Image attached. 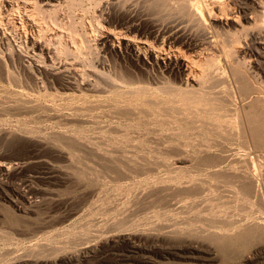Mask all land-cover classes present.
Listing matches in <instances>:
<instances>
[{
    "label": "bare ground",
    "instance_id": "obj_1",
    "mask_svg": "<svg viewBox=\"0 0 264 264\" xmlns=\"http://www.w3.org/2000/svg\"><path fill=\"white\" fill-rule=\"evenodd\" d=\"M0 1L2 4L0 5V111L3 115L2 118L5 116V118L7 117V119L10 121L13 120L15 122H20L21 119L19 118L21 117L22 120L26 121V123H34L38 120L42 121L41 119L45 118L49 119L52 117H59L60 119V117H62V113H65L64 111H66L72 118H75V121L76 119H79V122L81 120L83 122H88L89 120L87 119L93 120V118L95 119L97 117L96 111H99L103 108L102 112H105L106 109L104 111V107H106L107 105V109L109 107L112 108L115 106L117 108L115 107L113 109H118L117 105H121L123 107L119 108L122 109V112L129 111V106L134 102V100L132 99L131 100L133 102L128 101L127 97L129 96L137 95L142 97V95L145 96L148 94L152 95L157 93H166L171 94L175 97L174 99H177V101L181 103L183 107L178 108L181 109L182 112L188 114L191 113L193 116H190V118H196L194 119L193 123L199 121L200 123H202L200 125L209 127V129H207L206 127L207 131L210 130L212 134H214L218 138H223V140L225 141L231 139L233 137L232 134H236V130H234L236 124L233 123V126L231 120L228 119L231 116L230 112H232L233 109L229 108V105L231 103V98L229 96L231 94L229 88L225 87L227 86V83L225 84L223 82L225 78V82H228L229 85L232 84L236 87L235 89H237V92L246 103H244L245 107L247 106L248 108L247 111L246 109L244 111L246 112L245 121L242 120V122H245L244 127L242 128L243 125L241 123L239 124L242 126H239V124L236 125L239 126V128L241 127L239 136H241V138L243 139V141L240 139L243 143H240L244 145L242 147L245 149V151H252L255 154V158H261L264 161V0H162L165 3V8L167 7L168 9H170L169 11H177L178 15H181L178 20H175V18H177L175 15L174 20H172L173 18H171V20L169 18L170 21H167L166 19L165 21L167 22L164 21L165 23L152 22L151 25L148 26V28L144 27V29L140 27L142 23H139L140 25L136 24L139 21H137L136 23L128 24V21L126 20L127 22H125L127 24H122L120 23V20V25L122 24L124 25V27H112L103 30L100 36V40L98 43L99 47L97 46V50L88 47V51H84V49L82 50L83 47L79 44V41L75 40L76 38L73 39V44L71 47H69L68 44H63L61 41L62 37L57 33V31L55 33L52 30L54 32L52 33V38L47 37V33L51 32V29H53V27H63L61 25L62 21L60 20L61 9L64 6H67L69 9L74 11L77 6L82 5L84 0ZM110 5L112 6V4ZM121 6L123 8L122 4ZM207 15L209 18L206 17ZM251 23L255 25L256 29L258 30L257 32H253L254 30L252 28V30H249V28H247V24L249 25ZM20 26H23L22 28L25 29L30 28V30L32 31L34 29V33L32 32L33 35L29 34L31 36L29 38H26L27 41L25 40L26 44L25 46L23 45L24 48L20 44L21 49L19 48V46L15 47L16 45L14 46L13 43H11L12 41H9V37L10 39L12 37L11 35L8 36L7 33V30L9 28H15L16 30L19 29ZM66 29L67 28L65 27V30ZM9 32L11 34V31ZM77 36L79 37V35ZM108 53L112 54L113 56L115 55L121 56L123 58H130L139 66L140 71L120 73L121 71L119 72L118 69L116 70L115 66L113 65L114 63H112L111 61L108 62L109 60H106L108 59ZM62 58H65V60H63ZM218 58H223L227 67H229L230 75L227 74L229 75L228 78L227 76L223 77L222 73L220 72V67L215 64V59ZM254 60L256 62H254ZM53 79L61 80V82H58L61 83L66 89H69L70 91L72 90L73 93L71 92L70 94V91H68L69 94H65L66 91H64L65 93H62L60 89H62L63 87H60L59 90L61 93H59L58 88L54 89V86L52 85ZM223 83L225 84V86L221 89L219 85ZM183 86L185 88H183ZM219 87L220 89H217ZM189 88H195L197 89V91L189 90ZM53 89L55 92H51V90ZM243 101H241V103H243ZM129 102L131 103L128 104ZM158 103L160 104L161 102L159 101ZM144 105L147 104L145 103ZM234 105L235 104H233V106ZM137 106L139 105L137 104ZM239 107L240 109L243 108L241 106ZM146 108L145 111H147ZM131 109H133V111L135 110L133 107L130 108V111ZM113 112L114 114H116V112L119 111H112V114ZM120 113L118 115H120ZM102 115H105V113H102ZM123 115L126 116V114ZM242 115L244 117V114ZM197 116H200V118ZM68 117L63 118L68 119ZM113 117L116 118V115H114ZM127 118L126 120L130 119ZM179 120L175 119V121H182L183 123V120ZM184 120L187 123L188 119ZM91 122L92 121L88 123ZM191 122H189V124ZM63 123L65 124L64 121ZM179 125H181V127L179 128H183L181 122ZM189 127H192V125ZM103 128L104 127H102V129ZM192 128L194 129V127ZM89 131L90 130H88V132ZM165 131L167 132L168 130ZM233 131H235V133H233ZM112 132L116 133L114 131ZM127 133L130 134L129 129ZM192 135L193 134H191V136ZM49 137L52 138V135ZM109 138L110 137H108V139ZM113 138L115 137L113 136ZM116 138L119 139L118 137ZM100 142H98V144L96 142V144L100 145ZM130 142L131 141H129V143ZM235 142L237 141L235 140ZM115 143L116 142H114V144ZM156 143L157 142H155V144ZM229 143L230 142H228V144ZM69 144L70 143H68L67 145ZM76 144L77 143H75V145ZM84 144L85 143H83L82 145ZM88 144L90 143L88 142L87 145ZM118 144L119 143L117 142V145ZM209 144V149L213 148V146H210ZM95 145L93 146L94 148ZM135 146L131 147L134 148ZM227 146L226 148L223 146L224 148L222 147L221 149H219L220 154L216 153V155L212 154L211 151H207V147H205V152L202 151L205 155H200L201 153L197 150L196 152L200 154H183L185 156L178 158L177 161L173 163L174 165L177 164L176 169L179 170L182 169V166L180 167L181 164L189 163L191 165H195L196 171L199 173H203V175L206 177H202L204 179H196L194 176L190 175H173L171 174L172 170H168L167 165L169 164L167 163V165H164L165 161H168L166 160V158H162L157 155V157L152 156L153 158L155 157V159L151 161V159L153 158L151 157V159H149V156L146 157V154L141 153L143 150H141L138 146L134 148V150H138L139 148V150H141L140 153L144 154L145 156H137L138 154H140L139 151H137L138 153H136L137 155L135 156L127 154L126 151L125 153L121 151L123 153L120 155H113L109 153L111 150L114 151V154H116L117 152L115 153V151H117L116 149H118V147L115 150H108V152H106L105 154H98V152L94 154L95 152H92L93 148L91 147L90 152H92L93 155L89 154L90 157L86 156L82 158V154L81 156L79 154V156L81 157V159L79 158V162L82 164V169L81 167H78V169L82 170L81 174L86 178L92 176L95 177V180L107 184L111 192H116V194H112L114 196L113 199L108 197L107 204H109V206H105L103 210H100V212L102 211L101 213L104 215L100 222H96L95 219L92 218L88 219L87 222L84 221L86 222L85 224L83 222L81 223V226H86V228H83L80 232H75L76 228L73 227V225L70 226L68 223L69 226L67 225L65 228L63 227L64 229L61 230V234L66 233L68 235H76L73 239L78 240V242H82L84 240L90 239L91 237L85 236V234L91 235L92 233L99 235L100 238V235L106 236L107 234L111 235L112 233L118 234L120 232L128 231H139L142 233L149 232L151 233V236L152 232H156L158 235L153 236V239H150V242L145 240V238L144 240H141L140 238L137 239L131 237L130 235H126L125 237L120 239V237L118 236L114 237V234V236H112L110 239H107L109 240V247L112 250L120 253L118 255L120 256L119 258L129 264H147L151 262L152 254L160 256L162 260L164 259L166 261L178 262L179 264H190L191 260L197 259V256H194L195 252H198L199 250L202 251L200 246L201 244L199 243L201 241L204 243L208 242L210 245L216 246L222 251V255L225 258L232 259L231 256L239 257L240 262L238 264H264V233H262L263 229L261 230V228L264 227V222H261L263 220L262 210H264V162H261V164H259L258 161L260 160H257L256 163L259 164V167H257L259 168V170L256 172L251 170V167L249 166L250 161L246 159V162H249L246 163V165L243 163L244 165L242 164V166H234L232 164V161V163L229 162L231 156L229 152H231L232 150L228 151ZM77 147L80 146L78 145ZM86 148H88V146H86ZM108 148L113 147L109 146ZM123 148L124 147H122L121 149ZM96 149L100 148L98 147L93 150L96 151ZM129 150L130 149H128V153ZM85 151L86 150H84V152ZM104 151L105 149L103 150V152ZM157 151L158 150H156V153ZM159 151H161V149ZM118 152L121 153L120 150ZM149 152L151 151L149 150ZM165 153L168 152L166 151ZM225 153L230 154V156H228V154L226 155ZM157 154H159V152ZM236 156L239 158L238 155ZM56 159L55 161H57ZM160 160L161 162H159ZM241 161L244 162V160ZM239 162L237 164H241ZM229 163L232 165L230 166ZM76 164L78 165L79 163L77 162ZM162 167H167L164 173L165 175L168 174L169 176L167 175L166 179L163 178L159 181V177L156 176V173L157 171H159V169L161 170ZM186 167L188 166L185 165V168ZM74 169L76 170L75 167ZM184 171H186V169ZM163 175L162 177H165V175ZM191 175H193V173ZM146 176H153L154 180L149 179L152 180V182H149L147 181ZM211 180H216L219 184L212 185V183L210 182ZM158 182H164V184H158ZM88 186H90V184ZM0 189L2 188L0 187ZM220 189H222V192H225V195H222L218 192L221 191ZM98 190H95L93 192H96ZM16 192L19 193V191ZM81 192H83V190ZM87 192L88 190L86 191V193ZM30 193L32 194L33 192L30 191ZM95 195L97 196V194ZM95 195H93V197ZM85 197L86 200H89L92 196L89 197V199H87V195ZM224 198L226 201H228L226 202L227 204L233 203V205H230V207L238 204L236 206H240L241 208L243 206V208H245L243 210L239 208V210H236V212L235 210H233V212L231 211L230 214H228L230 210L229 212L225 210L228 213L219 210L220 216L216 217V221H209V219L211 218L207 216L206 217L208 220L205 221H200V218L194 221L192 219L189 220V216L191 214H195V211H199L197 207H202V205L214 201H219L218 203L220 204L223 203L222 199ZM234 203L236 204L234 205ZM207 207L209 206L207 205ZM254 207H258L259 209L254 210ZM203 208L205 209V207ZM217 209L218 207L215 210ZM74 212L76 211L74 210ZM85 212L87 213L86 210ZM92 212L93 211L91 209V215ZM205 212H208V210H206ZM95 214H97V212ZM72 215L74 216L73 213ZM81 215L83 216V214ZM196 215L198 216V214ZM93 216L96 215H94L93 213ZM215 216L213 215V217ZM178 218H182L183 221L179 222ZM198 222L200 223V225L195 226V224ZM70 224L73 223L70 222ZM83 224L85 226H83ZM180 225H184V227ZM60 228L62 229V227ZM53 233H55V235L57 234L55 231ZM82 235H84V237ZM142 235L144 234H141L140 236ZM161 237L162 239L164 238L163 241L160 239ZM92 238H95V236H92ZM96 241H99L98 238L95 240V242ZM36 242H34V244ZM106 242L107 241H105V243ZM100 243L105 244L103 241H101ZM86 244L82 243V245L85 246ZM88 244H91L89 243V240ZM96 244H98V242ZM87 246L89 247V245ZM252 246L260 247L255 250L254 253L251 252L253 253L251 255H242L247 249L249 250V248H251ZM35 247H37L38 250L39 246L35 245ZM88 247L87 249H89ZM210 247L208 250L211 251ZM231 247L233 248V252H231L230 254L229 248ZM202 248H204V246ZM15 250L16 249H14V251ZM17 250H19V248ZM248 252L250 253V251ZM73 256H75V254ZM115 256L116 254L114 255V257ZM80 257L78 256V258ZM228 262L226 261V263Z\"/></svg>",
    "mask_w": 264,
    "mask_h": 264
},
{
    "label": "rangeland",
    "instance_id": "obj_2",
    "mask_svg": "<svg viewBox=\"0 0 264 264\" xmlns=\"http://www.w3.org/2000/svg\"><path fill=\"white\" fill-rule=\"evenodd\" d=\"M119 1L120 0H96V1L95 0H90V1L84 0L82 5L77 6L74 9V11L69 9L67 6H64L60 11V16H61L60 20L62 21V22L61 21L60 22H61V25L63 27H60V28H57V27L54 28L53 27V29H51L52 28L51 27L50 28L51 32L47 33V35H48L47 37L52 38V33H54V32L56 33V31H57V33L59 35H61V37H62V39H61L62 43L65 45L68 44L69 47L72 46L73 39L76 38L75 40L79 41V44L83 47L82 50L84 49V51H88L89 50L88 47L89 48L91 47L92 49L94 48L95 50H97V48L99 47L98 43L100 40L101 33L103 30H105L107 28H112V27L113 28L114 27L122 28V27H124V25H122V24H125L127 21H128L127 22L128 24L136 23L137 21H139L136 24L140 25L142 23L140 27L144 29V27L148 28V26H150L152 22L165 23L167 21H170L171 18H173L172 20H174L175 15L177 17V18H175V20H178L179 17L181 16L180 14L178 15L177 11H174V10L169 11L170 9H168L167 7L165 8V6H164L165 3L162 0H121L120 3H119ZM126 1H127V4H126ZM130 1H132V2H130ZM110 4H112V6ZM121 4L123 5V8H122ZM0 5H2L1 1H0ZM69 10H71V11H69ZM116 12H117V14H116ZM171 12H173V13H171ZM116 15H117V17H116ZM206 17H208V15ZM169 18H170V20H169ZM166 19H167V21H165ZM114 20L116 21V23ZM133 20H134V22H133ZM119 21H120V23H122L121 25H120ZM209 21H210V19H209ZM113 25H115V26H113ZM96 26H98V27H96ZM22 27L23 26H20V28L16 29V30H15V28H9L7 30L8 36L11 35V37H12L11 39L9 37V41L10 42L12 41L11 43H13L14 46L16 45L15 47L19 46V48H20V44L24 48V46L26 44L25 40L27 41L26 38H29L34 33V29L32 31V30H30V28L25 29ZM65 27L68 29V31H67V29L65 30ZM247 28H249V30L252 28L254 30L253 32L258 31L256 29L255 25L252 23L249 25L247 24ZM27 29L30 30L31 32L28 31ZM55 29H59V30H55ZM19 30H21V31H19ZM62 30H64V31H62ZM9 31H11V34ZM27 31H28V33H27ZM70 32L71 33L74 32V33L71 34ZM95 32H98V33H95ZM26 33L28 36L26 35ZM16 34H17V36H16ZM29 34H31V35H29ZM72 35L74 38L72 37ZM77 35H79V37ZM25 36H27V37H25ZM13 37L15 38V40ZM85 39H87L88 42ZM80 40H81V42H80ZM107 58L108 59H106V60L107 61L109 60L108 62L111 61L112 63H114L113 65L115 66L116 70L118 69L119 72L121 71L120 73H124V72L130 73V72H139L140 71L139 66L128 57L123 58L121 56H115V55L113 56L112 54L108 53ZM62 59L65 60V58H62ZM254 62H256V61L254 60ZM215 64H217L220 67V70H221L220 72L222 73L223 77L227 76V78H228L230 75V72H229V67H227V65L225 63V60L223 58L215 59ZM227 74H229V75H227ZM56 79L52 80L53 81L52 85L54 86V89L58 88L59 93H61V92L63 93L64 91H66V93L65 92L64 93L69 94L68 91H70V90L66 89L65 87H63V85L61 83H59V82H61V80H56ZM223 82L225 84L227 83L226 84L227 86H225L224 83L220 84L219 86L221 87V89L224 86L228 87L230 90V94H231L229 96L231 98L230 99L231 103L229 105V108L233 109V111L230 112L231 116L228 119L231 120L233 126H234V124L238 125L239 123H241L243 126L240 124H239V126H242V128H243L245 125L244 121H245V113H246L244 111H245V109H246V111L248 110L247 106L245 107L246 103H245V101H243L240 94L237 92V89H235L236 87L234 85H232V84L229 85L228 82H225V78H224ZM60 87H63V88L60 89ZM220 87L217 89H220ZM183 88H185V87L183 86ZM54 89L51 90V92H53ZM59 89L61 90V92ZM189 90L197 91V89H195V88H193V89L189 88ZM231 90L234 92H232ZM71 92L73 93L72 90L70 91V94H71ZM188 92H192V91H188ZM139 97L140 96H137V95L127 97L128 101L134 100V102L132 101L133 103H131V102L128 103V104L131 103V105L129 107L130 108L133 107L135 109L134 111H133V109H131V111H130V108H129V111H123L122 112L121 108L123 106H121V105H117L118 109H113L116 106L112 107V108L109 107L110 109L109 108L107 109V106H108L107 105L106 107H104V111L106 109L105 112H102L103 108L99 111H96L97 112L96 113L97 114V117H96L97 120H96V118L95 119L93 118V120L87 119V120H89L88 122L92 121L91 123H88L86 120L85 121L87 123L83 122L82 120L80 121L81 122L80 123L78 121L79 119H76V121H75V118H72L70 116V114L66 111H64L65 113H62V117H60V119H59V117L58 118L52 117V118H49L50 120L45 118V119H41L42 121L38 120V121H35L34 123L33 122L26 123V121L22 120V118L20 117L19 119L22 120V122L20 120L21 123L15 122L13 120H11L12 121L11 122L10 120L7 119V117L5 118V116L3 117L5 119H3L2 118L3 115L1 114L2 112L0 111V187L2 188V189H0V264H72V263H74V264H129V263L124 262L121 258H119L120 256H118V255L120 253H118L115 250H112L109 247L110 244H109V240H107V239H110L112 236H114V234H115L114 237L118 236V237H120V239H122L126 235H130L131 237H134L137 239L140 238L141 240H144V238H145V240L150 242L153 239V236L158 235L156 232L155 233L152 232V236H151V233H149V232L142 233L139 231H135V232L132 231L133 232L132 233L131 231H128V232H120L118 234L117 233H112L111 235L107 234L106 236L100 235V238H99V235H96L95 233H92L91 235L85 234V236H91L90 239H88L89 243H91V244L93 243L91 245V244H88V240H84L85 242L84 241L78 242V240L73 239V238H75L76 235H71V234L68 235L66 233L61 234V230H63L68 225V223L70 226L73 225V227L76 228L75 232H80L83 228H86V226L84 224L88 221V219L92 218V219H95L96 222H98V221L100 222L102 220V218L104 217V215L101 213L102 211L100 212V210H103L105 208V206L108 207L109 206V204H107L108 197L113 199L114 196L112 194H114V193L116 194V192H114V193L111 192V190H110V188H108L109 186L107 184H105L101 181L95 180V177L89 176V178H86L85 176H83L81 174L82 164L79 162L81 159V157H80L81 154H82V158L86 157V156L90 157L89 154L93 155L94 152H95L94 154H96L97 152H98V154H100V153L105 154L106 152H108V150H110V149L115 150L118 147L120 152L123 151L125 153V151H126L127 154H129V155L131 154V156H133V155L135 156V155H137L136 153H138L137 151H139V153H140V151L143 150L144 152L142 151L141 153H145L146 157L149 156L148 157L149 159H151L152 156L157 157V155L162 157V158H166V160H168V161H165L164 165L165 164L167 165V163L169 164V165H167V167H168V170H170V171L172 170L171 174H173V175L174 174L190 175V176H194L196 179H200V178L204 179L202 177H205V176L203 175V173H199L196 171L195 165H191L188 163L190 165V167H189V165L187 163L181 164L180 167L182 166L181 167L182 169L179 170V169H176L177 164L174 165L173 163H175V161H177L178 158L185 156L187 154H190V153L195 154V155H198L201 153L200 155H205L202 151L205 152L206 149H207V151H211V153L214 155H216V153L220 154L219 149H221L223 146L226 148L227 145H228L227 150L228 151L232 150L229 153L233 157H231L230 154H228V153H225V154L226 155L228 154V156H230L229 162L230 163L233 162L232 164L234 166H242L243 163L246 165V163H249L248 161L246 162V160H249L250 163L255 160L253 163H251V165L249 163V166L251 167L252 171L256 172L259 170V168H257V167H259V164H261V162H264L261 158H255V154L252 151H248V150L245 151V149L242 147V146H244L242 144L243 139L241 138V136H239V132H240L241 127L239 128V126L235 125L234 130H236V134H232L233 139L231 138L229 140L224 141L223 138H220V137L218 138L217 136L212 134L210 130L207 131V129H209V127L206 126L207 127V129H206V127H204L205 125L204 126L200 125L202 123H200L199 121H196L195 123H193L194 119H196V118L195 117L190 118V116H193L191 113L188 114V113L182 112V110L179 108H181L183 106L181 105V103L179 101H177V99H174L175 97L172 96L171 94L157 93V94H152V95L148 94L145 96L142 95V97H140L141 100ZM166 99H167V101H166ZM240 99H242V100H240ZM150 101H152L153 103ZM159 101L161 102L160 104L158 103ZM163 101H164V104H163ZM241 101H243V103H241ZM140 102H141V104H140ZM154 102H156V103H154ZM135 103H136V106H135ZM145 103L147 105H144ZM137 104L139 106H137ZM153 104H154V106H153ZM233 104H235V105L233 106ZM237 105H238V107H237ZM239 106L243 107L242 108L243 111H242V109H240ZM119 107H121V108H119ZM146 107H148V108H146ZM145 108L147 109V111H145ZM171 109H172V111H171ZM239 109H240V112H239ZM112 111H119V112H116V114H114V112H113V114L116 115V118L113 117L114 115L112 114ZM120 111H121V113L126 114V116L121 114ZM132 111L134 114L132 113ZM108 112H109V115H111V116L113 115V116L112 117L109 116ZM102 113L103 114L105 113V115L108 117H106L105 115H102ZM119 113H120V115H118ZM135 113H137L138 115ZM242 114H244V117ZM68 115H69V117H68ZM99 115H101L103 117H101ZM142 115L144 116V118ZM179 116H181V117H179ZM183 116H184V118H183ZM188 116H189V118H188ZM63 117H66V118L68 117V119L63 118ZM127 117L130 119H128ZM132 117H133V119H132ZM197 117L200 118V116H197ZM126 118L128 120H126ZM113 119H115V120H113ZM175 119L176 120H179V119L183 120V123H182V121L179 120L181 122L183 128H179V127H181V125H179L180 122L175 121ZM184 119H188L187 123ZM191 120H192V122H191ZM242 120H244V121L242 122ZM23 121H24V123H23ZM63 121L65 122V124L63 123ZM189 122H191V123L189 124ZM57 124H59V125H57ZM111 124H112V127H111ZM66 125L70 128H68ZM113 125H115V126H113ZM191 125H192V127H194V129L192 127H189ZM186 126H187V128H186ZM102 127H104V128L102 129ZM116 127H117V131H116ZM127 128L130 130V134L127 133L128 132ZM78 129H80V130H78ZM95 129H97V130H95ZM88 130H90V131L92 130V131L88 132ZM140 130H141V132H140ZM165 130H168V131L166 132ZM112 131H114L116 133H113ZM118 131H120V132H118ZM207 132L209 133V135ZM94 133H95V135H94ZM125 133H126V136H125ZM233 133H235V131H233ZM136 134H137V136H136ZM145 134H147V135H145ZM191 134H193V135L191 136ZM51 135H52L53 139L51 137H49ZM234 135H235V137H234ZM4 136H5V138H4ZM59 136L60 137L63 136V137L60 138ZM113 136L115 138H113ZM70 137H72V138H70ZM108 137H110V138L108 139ZM116 137H118L120 140L123 139L122 140L123 142L120 141L119 139H117ZM131 137H133V138H131ZM139 138H141V139H139ZM72 140L74 141V145H75V143H77L76 145L77 146L79 145L80 147H77L76 145L74 146ZM80 140H82V141H80ZM235 140L237 142H235ZM70 141L72 142V145H71ZM75 141H78V142H75ZM129 141L133 142L134 144L131 142H130L131 143L130 144ZM139 141H140V143H139ZM172 141H174V142H172ZM88 142L90 144L87 145ZM96 142H97V144H98V142H100L101 144L99 143L100 145H97ZM105 142H107V143H105ZM114 142H116V143L114 144ZM117 142L119 143L118 144L119 146L117 145ZM127 142H128V144H127ZM141 142H143V143H141ZM155 142H157V143L155 144ZM228 142H230V143L228 144ZM240 142H242V143H240ZM68 143H70V144L67 145ZM80 143H81V145L83 143H85L84 144L85 146L82 145V147H81ZM207 143L208 144L210 143L209 145L213 146V148L209 149ZM91 144H92V146H91ZM104 144H107V145H104ZM126 144H127V146H126ZM142 144H144V145H142ZM198 144H200V145H198ZM94 145H95V148L99 147L100 149H96V151H94L95 150V148L93 147ZM108 145L110 147H113V148H108L109 147ZM185 145H187V146H185ZM203 145H205V146H203ZM86 146H88V148H86ZM101 146H102V148H101ZM131 146H135L134 148H136L138 146L141 150H139V148H138V150L135 149L136 150L135 151L134 148H132ZM53 147H55V148H53ZM91 147L94 149V150L92 149L93 153L90 152ZM122 147H124V148L121 149ZM205 147H207V148L205 149ZM79 148L81 150L82 149L83 150L81 151ZM125 148H126V150H125ZM202 148H204V149H202ZM102 149L103 150L105 149V151L103 152ZM118 149H116L117 151H115V153L117 152L116 154H114V151H111V150L109 153L113 154V155L122 154L123 152L119 153ZM128 149H130L129 153H128ZM160 149H161V151H159ZM200 149H201V151H200ZM84 150H86L87 152L85 151L86 152L85 153ZM99 150L102 152H100ZM149 150L151 152H149ZM156 150H158L157 153L159 152V154H160V152H161V154L160 155L157 154ZM197 150L200 153H197L196 152ZM88 151H89V153H88ZM166 151L168 153H165ZM214 151H217V152H214ZM170 152H172V153H170ZM141 153L138 154L137 156H145L144 154H141ZM79 154H80V156H79ZM183 154H185V155H183ZM232 154H234V155H232ZM72 155L75 157L77 155L78 158L77 157L75 158ZM236 155H238L239 158ZM253 156H254V158H253ZM155 157L154 158L152 157L153 159H151V161L154 160ZM234 158H235V160H234ZM55 159L57 161H55ZM71 159L73 162L71 161ZM241 160H244V162H242ZM257 160H260V161H258L259 164L256 163ZM237 161L238 162L240 161L239 163H241V164H237L238 163ZM77 162L80 164V166H79V164L78 165L76 164ZM159 162H161V160ZM232 164H230V166ZM70 165H71V167H70ZM183 165H184V167H183ZM185 165L188 166L189 168L188 167L185 168ZM72 167H73L74 171L72 170ZM74 167L76 168V170L74 169ZM78 167L79 168L81 167V169L79 170ZM225 167H227V166H225ZM166 168L162 167L161 170L159 169V171H157L156 176L159 177V181L163 178L164 179L167 178L168 174L165 175V173H164ZM77 169H78V171H77ZM185 169H186V171H184ZM187 171H188V173H187ZM191 172L193 173V175H191L192 174ZM160 173H162V174H160ZM163 174L165 175V177H162ZM146 178H147V181H149V182H152V180H154L153 176H146ZM93 179H94V181H93ZM149 179H152V180H149ZM210 182L212 183V185L219 184L218 181H216V180H211ZM89 184H90V186H88ZM158 184H164V182H160V183L158 182ZM81 185H83L84 187ZM95 185H97V186H95ZM79 186H81V187H79ZM206 186H208V185H206ZM82 190H83V192H81ZM87 190H88V192L86 193ZM95 190H98V191H96L97 193L93 192ZM220 190L221 191H218V192L222 195H225V192H222V189H220ZM16 191H19V193H17ZM30 191H32L33 193L31 194ZM89 191L91 192V194ZM95 194H97L98 197ZM86 195L88 197L87 199H89V197H91V196L92 197L89 200H86V197H85ZM93 195H95L94 197H96V198H94ZM210 195H211V192H210ZM213 196H214V194H213ZM99 198H100V200H99ZM104 200H106V201H104ZM91 201H92V203H91ZM103 201H104V203H103ZM218 202L219 201H214V202L204 204L205 206L204 205H202V207L200 206L199 207L200 209L197 207V209L199 211H195V214H191L189 216L190 217L189 220L192 219L194 221V220H198V218H200L199 219L200 221L201 220L205 221V220H208L207 217H209V218H211V219H209V221H212V220L216 221V219H217L216 217L220 216L219 215L220 211L223 212L226 210L229 212V210H230L229 213L225 211L226 213L230 214L231 211L233 212V210H235V212H236V210L238 211L239 208H241L240 206H236V205H238L236 203H234V205L236 204L235 206L230 207V205H233V203L227 204L226 202H228V201H226L225 198L222 199V202L225 204H223V203L219 204ZM214 203H215V205H214ZM207 205L209 207H207ZM215 206L218 207L217 210H215L217 208ZM84 207H86L87 209ZM203 207H205V209ZM89 208H90V210H89ZM206 208H209V209H206ZM210 208H211V212H210ZM244 208L242 206L241 209L243 210ZM91 209L93 211L92 215L90 214ZM257 209H259V208L256 207L254 210H257ZM74 210L76 212H74ZM85 210L87 211L88 214L85 212ZM206 210H208V212H205ZM201 211H203V212H201ZM214 211L217 213H215ZM96 212H97V214H95ZM72 213L74 214V216L72 215ZM93 213L96 216H93ZM262 213H263L262 214L263 220L261 222H264V210H262ZM81 214H83L84 217ZM84 214L86 216L87 215L88 216L86 217ZM196 214H198L199 217ZM89 215H90V218H89ZM213 215L214 216L216 215V216L213 217ZM202 217H203V219L204 218L205 219L203 220ZM97 219H99V220H97ZM12 220H16V221H12ZM19 220H21V221H19ZM178 220H179V222L183 221L182 218H178ZM84 221H86V222H84ZM70 222L73 224H70ZM82 222L84 223L83 226H85V227L81 226ZM63 224H64V226H63ZM199 225H200L199 222L195 224V226H199ZM180 226L184 227V225H180ZM60 227H62V229ZM262 229H263L262 233H264V227H262L261 230ZM54 231L57 233L56 235H55V233H53ZM141 234H144L145 237H144V235L140 236ZM62 236H63V239H62ZM82 236L84 237V235H82ZM92 236L93 237L95 236V238H92ZM7 238H8V240H7ZM97 238L99 241L95 242V240ZM146 238H148V239H146ZM91 239H93V240H91ZM160 239L162 241L164 240V238L162 239V237ZM101 241H103L104 243H105V241H107V242L105 244H103V243H100ZM34 242H36V243L34 244ZM54 242H56V243H54ZM73 242L75 243V245ZM86 242H87V244H86ZM97 242H98V244H96ZM82 243L86 244V246L82 245ZM199 243L201 245L200 244H198V245L201 246L202 251L199 250L198 252H195L194 256H197V259L191 260L190 264H238L240 262V258L236 257V256H234V257L231 256L232 259L231 258H229V259L225 258L222 255L223 253L220 249H218L214 245H210L208 242L204 243L201 241ZM42 244H44V245H42ZM102 244H103V246H102ZM35 245L39 246L38 250H37V247H35ZM87 245H89V247ZM98 245H100V246H98ZM207 245L209 247L211 246L210 247L211 251L208 250L209 247ZM97 246H98V248H97ZM203 246H204V248H202ZM87 247L89 249H87ZM205 247L207 248V250ZM259 247L260 246H252L251 248H249V250L247 249L242 255H245V256L251 255ZM18 248H19V250H17ZM78 248H80V249H78ZM14 249H16L15 250L16 252L14 251ZM20 249H22V250H20ZM32 249H33V252H32ZM98 249H100V250H98ZM102 249H103V252L105 251L104 253L102 252ZM110 249H111V251H110ZM229 249H230L229 253L231 254V252H233V250H232L233 248L231 247ZM58 250H59V252H58ZM203 250H205V251H203ZM12 251H14L15 253ZM51 251H52V253H51ZM248 251H250V253ZM212 252H214V253H212ZM251 252H253V253H251ZM69 253H70V255H69ZM71 254H72V256H71ZM74 254H75V256H73ZM115 254H116V256L114 257ZM78 256L79 257L81 256V257L78 258ZM67 257H69V258H67ZM71 257H73V258H71ZM116 257H118L119 259ZM151 257L153 259L151 258V262H149L147 264H179L178 262L166 261L164 259L162 260V258L156 254H152ZM69 259H70V261H69ZM226 261L227 262L229 261V262L226 263ZM70 262H72V263H70Z\"/></svg>",
    "mask_w": 264,
    "mask_h": 264
}]
</instances>
